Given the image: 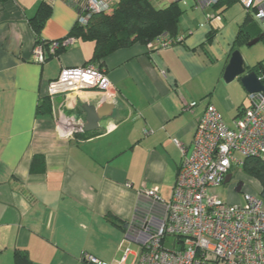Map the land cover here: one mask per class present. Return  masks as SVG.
Masks as SVG:
<instances>
[{"label": "crops", "instance_id": "obj_1", "mask_svg": "<svg viewBox=\"0 0 264 264\" xmlns=\"http://www.w3.org/2000/svg\"><path fill=\"white\" fill-rule=\"evenodd\" d=\"M43 2L50 12L38 36L65 37L78 20L69 0H0V264H17V251L30 264H88L85 253L98 264H116L126 248L129 264L138 248L131 237L165 213L144 191L156 187L163 201L170 198L206 106L213 104L228 127L249 106L239 80L222 76L233 49L261 35L257 42L264 41L256 16L264 0H255V10L239 0L211 6L178 0V43L150 52L134 44L104 59L115 89L110 100L97 90L47 95L61 69L93 63L94 43L72 38L36 62L30 20ZM247 18L252 35L260 34L238 43ZM44 97L49 111L39 112ZM104 101L114 104L111 114L97 130L79 131L82 106ZM34 157L41 161L31 171Z\"/></svg>", "mask_w": 264, "mask_h": 264}, {"label": "built area", "instance_id": "obj_2", "mask_svg": "<svg viewBox=\"0 0 264 264\" xmlns=\"http://www.w3.org/2000/svg\"><path fill=\"white\" fill-rule=\"evenodd\" d=\"M69 1L76 6L78 22L82 25L90 14L108 10L112 5L111 0ZM217 1L197 0L201 6H211ZM239 1L246 9H251L255 2ZM256 16L264 29L263 6ZM72 41V38L60 42L52 40L48 51L54 53L60 45L67 47ZM172 44L173 39L163 34L147 43L146 48ZM44 51L42 44H35L36 62L44 61ZM84 90L100 91L105 100L115 95L104 69L90 64L63 68L47 85L49 97ZM247 96L250 104L233 119L232 127L223 122L213 104L206 106L190 148L183 150L167 201L161 199L156 187L144 191L148 198L162 205L165 213L161 221L143 225L140 233L131 237L138 248L129 264H264V203L261 198L247 192L242 193V200L230 203L222 202L212 193L213 188L224 184L226 175L241 164L242 158L264 159V93H248ZM129 253L128 248L124 249L116 264H128ZM83 258L88 264L99 263L98 258L87 253Z\"/></svg>", "mask_w": 264, "mask_h": 264}, {"label": "trees", "instance_id": "obj_3", "mask_svg": "<svg viewBox=\"0 0 264 264\" xmlns=\"http://www.w3.org/2000/svg\"><path fill=\"white\" fill-rule=\"evenodd\" d=\"M76 1L82 3L84 0ZM221 1L218 0L214 5ZM251 9L255 10L254 7ZM49 12L50 6L43 2L30 21L36 35L35 44H42L44 50L47 51L48 57H51L57 55L65 47L60 45L54 53H50L48 47L51 41L44 40L38 36ZM180 13L181 9L178 6V0L164 5L156 4L152 0H118L116 3L110 5L108 10L90 14L84 25L80 24L77 20L69 33L65 37L57 39V41L60 42L69 38L92 41L94 49L91 60L94 64L90 65H95L102 69L104 59L113 52L131 47L134 44L146 46L147 43L153 41L159 35H168L173 39V44L178 43L180 40H177L176 34ZM248 21H250V18H247V21H245V28L240 31L236 42L247 43L254 35L258 36L260 34V32L256 31L258 34L252 35L251 28L253 27L251 25L248 26ZM147 50V52L152 51V49ZM263 62L264 59L256 63L251 69L258 71L260 68H264ZM38 111H49V103L45 97L39 104ZM40 161V157L33 158L31 171L38 169L37 165ZM230 173L232 174L231 181L233 182L230 181L232 183L230 191L241 190L242 193L257 194L264 203V159L259 157H244L241 159L238 169L236 170L233 167ZM237 173L248 179L249 183H253V186L240 183L237 179L239 177ZM15 258L17 264H25V261L27 264H30L25 252L17 251Z\"/></svg>", "mask_w": 264, "mask_h": 264}, {"label": "water", "instance_id": "obj_4", "mask_svg": "<svg viewBox=\"0 0 264 264\" xmlns=\"http://www.w3.org/2000/svg\"><path fill=\"white\" fill-rule=\"evenodd\" d=\"M260 37L252 39L247 43V45L252 46L259 40ZM260 75L263 76L264 79V68H260L258 71L251 69V67L246 64L239 49H233L230 53L228 63L225 66L222 78L227 83L233 81L234 79H238L247 93H264V84L259 77ZM113 107L114 104L107 101L102 102L99 107L84 104L82 108L85 112V118L84 120L78 121L76 123V127L79 126L84 132L97 130L99 122L103 117L111 114L110 111ZM231 178L232 174H227L224 183L230 182Z\"/></svg>", "mask_w": 264, "mask_h": 264}, {"label": "rangeland", "instance_id": "obj_5", "mask_svg": "<svg viewBox=\"0 0 264 264\" xmlns=\"http://www.w3.org/2000/svg\"><path fill=\"white\" fill-rule=\"evenodd\" d=\"M174 1V0H173ZM176 1V0H175ZM183 0H181L182 2ZM183 7V5H182ZM240 52H241V55L243 56L244 60L250 65V64H254L255 62L261 60L262 58H264V41L263 40H260L259 42H257L256 44L252 45V46H242L241 49H239ZM245 93V92H244ZM245 103H246V106L250 104V100L248 98V96L245 94ZM236 170L238 169V165H236L234 167ZM237 175L239 177H237V179L240 181V183L242 184H250L251 186H253L252 184L253 183H249L248 182V179L244 178L243 175H239L237 173ZM244 179V180H243ZM252 181V180H251ZM232 182V181H231ZM229 183V184H222V185H219L215 188L212 189V193L214 195H216L218 197L219 200H221L222 202H230V201H233V197H236L238 198V200H242V192L241 190H235L234 192L233 191H230V187L232 185V183ZM232 203V202H230ZM136 246H133L132 248H135Z\"/></svg>", "mask_w": 264, "mask_h": 264}]
</instances>
